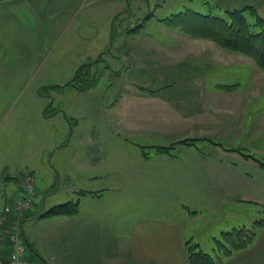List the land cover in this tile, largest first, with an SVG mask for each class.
I'll use <instances>...</instances> for the list:
<instances>
[{
	"label": "rangeland",
	"instance_id": "374dc122",
	"mask_svg": "<svg viewBox=\"0 0 264 264\" xmlns=\"http://www.w3.org/2000/svg\"><path fill=\"white\" fill-rule=\"evenodd\" d=\"M127 2L0 0V191H14L29 179L35 192L32 212L39 215L41 207L47 210L70 200L81 203L80 192L119 182L124 186L138 182L139 179L132 174L118 172L120 164L126 168L129 161H125L127 149L110 129L109 123L115 122V128L118 124L124 126L125 131L121 134L137 147L135 149L143 160L152 155H175L180 150H189L186 152L193 154L214 152L209 144L225 153L230 152L231 157L236 158L231 161L238 164L234 168L239 190L262 192L264 182L249 165L253 163L264 169V72L257 69L249 58L227 52L211 41L183 34L179 27L172 28L169 22L179 13L219 16L223 10L245 6L255 8L264 19V0ZM135 26L140 27L136 28L137 31H130ZM82 65L89 67L80 85L90 87L78 91L66 84L75 78ZM120 75L126 80L121 81ZM175 88H186L187 98H193L196 103L189 106L184 102L174 106V111L165 106L166 111L171 112L166 119L172 125L192 109L200 110L208 122L226 115L225 125L237 140L226 142L213 134L211 126L203 131L202 138L180 135L186 125L173 128L174 136L168 140L160 139V144H155L157 138L154 134L158 128L149 106L143 104L148 98L136 97V93L124 106L120 104L122 108L116 107L112 114L111 107L120 98L117 95L122 89ZM134 100L142 101V106H137ZM134 104L143 111L136 118L142 126L141 132L136 128L134 132L126 129L134 122ZM157 108L160 111V106ZM224 108H230L226 114ZM19 112L20 118L17 117ZM212 112L216 117L211 116ZM74 123L79 127L75 131ZM105 124L108 129H104ZM246 128V136H243ZM87 160L99 162L100 166L88 171L84 168ZM101 165L110 168L109 174L114 171L119 176L111 173L99 182L89 180L100 176ZM134 167L144 169L146 178L152 182L167 178L149 166L136 164ZM5 177L17 181L9 183L4 181ZM105 195L109 199L114 197L113 192ZM238 202L247 207L239 205L237 219L231 222L218 212L210 216L207 210L198 209L211 226L215 222L221 229L212 227L211 235L208 234L210 241L206 242L209 239H204L206 229L196 224L198 229L194 239L188 237L185 241L191 240L202 252L221 256L214 240H222L224 233L250 228L256 220L264 217L261 203L252 200ZM222 203L225 208V202ZM79 210L85 211L83 202ZM158 211L160 214L163 210ZM186 211L189 216L195 215L192 209ZM228 211L222 209V214ZM215 229L216 232L212 233ZM263 234L264 228L257 231L254 243L246 252L234 253L221 264H261L264 253H259L264 251ZM27 254H33L28 245Z\"/></svg>",
	"mask_w": 264,
	"mask_h": 264
},
{
	"label": "crops",
	"instance_id": "0c3cea01",
	"mask_svg": "<svg viewBox=\"0 0 264 264\" xmlns=\"http://www.w3.org/2000/svg\"><path fill=\"white\" fill-rule=\"evenodd\" d=\"M119 77H122L121 81L126 80L124 75ZM173 90H177L178 94L173 93ZM134 93H136L134 96L141 99L142 97L148 98V102L145 101L143 104L149 106V112L154 115L155 126L158 128L154 134L157 138L155 144H160V139L168 140V137L174 136L175 128L186 125V130L180 135H197L202 138L203 131H207L211 126L214 129L213 134L226 142L237 140L232 136L234 133L229 131L225 125L226 115L216 117L212 116L215 113L212 112L211 116L216 118L208 122L205 115L199 113L200 110L192 109L184 113L186 116L183 115V119L174 125L166 119L171 112H167L165 106L174 111V106L182 105L184 102L189 106L196 103L193 98H187L186 88L141 91L122 89L117 95L120 98L111 107L112 114L117 110H115L116 107L118 109L121 107L120 104L124 106ZM190 96H193V93H190ZM152 97H157V100H152ZM134 102L137 106H142V101L134 100ZM137 106L133 105L134 122L129 126L131 128H126L130 132H134V128L139 132L142 131V126L136 118H139L143 111ZM158 106H160V111ZM229 109L224 108L223 113L226 114ZM41 112L39 107L38 113ZM20 115L19 112L17 117L20 118ZM42 118L46 123L47 120ZM109 126L118 141L127 149L125 161H129V166L124 168V165L120 164L118 172L121 175L132 174L139 181L128 186L119 182L112 186L103 185L97 189L80 192L81 203H84L85 211L79 210L71 217H42L41 211L43 213L46 211L44 207L40 208L39 215H35L34 212L26 215L21 220V230L26 245L29 246L31 252L33 251L32 255L27 254L26 256L28 264H188L184 242L188 237L193 238L198 229L197 225L206 229L207 234L204 239L209 238L206 242L210 241L212 227L221 229L216 226L218 223L215 222L211 226L198 209H204L205 212L207 210L210 216H215L218 212V215H223L231 222L237 219L239 205L247 207L238 202L239 200H252L264 205V190L262 192L239 190L235 170L238 164L231 161L236 158L231 157L230 152L227 154L209 144L214 152L193 154L186 152L189 150L182 152L180 150L175 155H152L153 157L143 160L139 157L137 147L126 141L121 134L125 131L124 126L118 124L115 128V122L109 123ZM77 129H79L78 123H74V131ZM104 129H108V124H105ZM247 130L248 128L244 130L243 136H246ZM80 134L81 130L78 136ZM87 162L84 168L88 171H94L96 166H100L99 162L93 163L91 160ZM136 164L156 169L157 171H151L167 178L152 182L146 178L144 169L134 167ZM101 167L100 176L92 173L96 176L89 180L99 182L104 177L108 178L111 173L119 176L114 171L109 174L110 168L106 165H101ZM249 168L264 182V169L253 163L249 165ZM5 180L9 183L17 181L16 178L11 177H5ZM247 186L252 187L253 184H247ZM19 189L20 186L14 191L3 190L0 198V211L8 200L7 197L10 199L12 196H18ZM109 192L114 193L113 199L105 197V194ZM221 200L225 202V208ZM78 203L80 208L81 203ZM160 209L163 211L159 214ZM187 209H192L195 215L189 216ZM222 209L229 211L222 214ZM30 219L35 220L24 224ZM215 232L216 229L212 233ZM262 253L264 251L259 254ZM260 263L264 264V260Z\"/></svg>",
	"mask_w": 264,
	"mask_h": 264
},
{
	"label": "trees",
	"instance_id": "16d2710c",
	"mask_svg": "<svg viewBox=\"0 0 264 264\" xmlns=\"http://www.w3.org/2000/svg\"><path fill=\"white\" fill-rule=\"evenodd\" d=\"M129 2V0H128ZM175 20V21H174ZM169 22L173 28H178L183 34L193 38L204 39L215 43L219 48L249 58L260 71L264 72V19L256 9L245 6L240 9L223 10L221 15L179 13ZM135 26L130 31H137ZM136 29V30H135ZM97 61H100L99 59ZM88 65H82L76 72L75 78L66 85L84 91L90 85H80V81L87 73ZM167 153L166 150H159ZM7 181V180H5ZM79 201H68L50 207L42 217H71L79 211ZM264 228V217L256 220L250 228H240L230 233L222 234V240H214L216 251L214 255L199 250V246L191 240L184 243L188 264H221L224 259L234 253L245 251L256 237L257 231Z\"/></svg>",
	"mask_w": 264,
	"mask_h": 264
},
{
	"label": "built area",
	"instance_id": "2783aa9c",
	"mask_svg": "<svg viewBox=\"0 0 264 264\" xmlns=\"http://www.w3.org/2000/svg\"><path fill=\"white\" fill-rule=\"evenodd\" d=\"M29 181L27 179L20 187L18 196L6 200L0 211V264H28L27 245L22 236L21 220L25 214L34 209L35 192L33 183Z\"/></svg>",
	"mask_w": 264,
	"mask_h": 264
},
{
	"label": "water",
	"instance_id": "95a60500",
	"mask_svg": "<svg viewBox=\"0 0 264 264\" xmlns=\"http://www.w3.org/2000/svg\"><path fill=\"white\" fill-rule=\"evenodd\" d=\"M126 2L128 1V0H125ZM127 4H129L128 2H127Z\"/></svg>",
	"mask_w": 264,
	"mask_h": 264
}]
</instances>
